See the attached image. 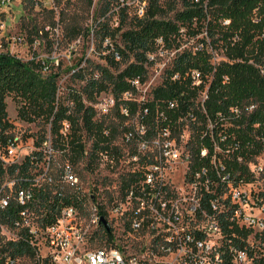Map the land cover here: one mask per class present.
<instances>
[{"label":"built area","instance_id":"built-area-1","mask_svg":"<svg viewBox=\"0 0 264 264\" xmlns=\"http://www.w3.org/2000/svg\"><path fill=\"white\" fill-rule=\"evenodd\" d=\"M49 1L55 8L58 2L72 0ZM21 3L0 0V40L6 22L13 21L12 7ZM129 3L135 4V15H144L147 0ZM179 37H185L183 28ZM180 38L178 45L168 46L162 36L156 37L153 50L146 53L145 79H128L135 90L124 91L118 99L126 121L121 142L111 153L101 152L96 161L117 164L107 200L102 187L97 192L84 187L77 172L86 161V145L77 166L64 159L54 167L52 155L45 158L40 150L41 156L31 158L28 177L14 174L0 180V264H264V151L246 162L251 179L237 178L222 160L233 151L228 135L222 130L214 133L209 123L203 135L212 152L202 147L199 156L208 158L207 163L192 166V113L179 115L171 128L164 110L156 111L151 121L149 109H139L152 98V89L142 96L137 91L159 57L170 52L158 63L162 76L157 86L180 78L179 72H167L183 51ZM201 47L197 43L189 50ZM216 60L212 56V62ZM46 69L44 65L43 72ZM188 74L193 84L200 83L199 71ZM200 95L203 100L206 91ZM107 103L116 105L111 93ZM167 106L175 107L176 100H168ZM255 106L250 103L246 109ZM70 132V121L62 120L59 136L66 140ZM48 141L46 137L42 144ZM20 148L11 127L0 128V164L5 170L23 162L27 154L22 156ZM232 229L247 234L232 233L235 241L228 233Z\"/></svg>","mask_w":264,"mask_h":264},{"label":"trees","instance_id":"trees-1","mask_svg":"<svg viewBox=\"0 0 264 264\" xmlns=\"http://www.w3.org/2000/svg\"><path fill=\"white\" fill-rule=\"evenodd\" d=\"M101 1L105 11L118 6L121 20L116 30L120 31L121 44H114L112 49L108 47L110 50L103 56L105 64H96L88 71L79 68L73 72L74 78L83 81L81 89L86 99L93 100L99 93L109 92L118 105L124 91L135 90L128 79L137 76L145 79L146 53L153 50L156 37L162 36L168 46L178 45L180 28L184 27L192 35L205 28L206 40L201 39L202 47L178 53L167 70L169 73L179 72L180 78L165 79L153 88L152 98L142 102L139 109L147 107L151 121H154L156 111L164 110L172 123L171 128L176 126L174 122L179 115L188 117L192 113L195 117V121L189 120L192 166L207 163L208 158L199 156L202 147L212 152L208 136L203 135L209 129V123L213 125L214 133L224 131L233 151L222 160L237 178L251 179L246 162L264 151V0H181L182 9L176 11L172 19L161 18L158 0H149L144 15L138 17L134 14L128 27H123L127 0ZM101 32L102 41L114 34L109 30ZM208 45L221 49V57L215 63ZM116 54L119 60L115 59ZM119 61L126 63L122 69ZM47 63V59L22 60L8 51L0 53V128L6 130L11 127L6 104V98L11 97L16 101L20 119L27 122L43 119L50 123L51 144L60 151L63 159L76 166L83 159L88 139L85 167L93 169L101 152L109 154L115 148V129L95 119L93 106L86 104L74 89L68 93L67 103L66 99L60 100L57 96L58 73L43 72ZM193 69L201 75L197 85L193 84L189 74L186 75ZM203 91H206V97L197 100ZM168 100H176V106L169 108ZM250 103L256 106L248 111L246 106ZM64 119L71 123V132L66 140L58 133L59 124ZM225 122L230 125H223ZM44 139L45 133L39 135L34 146H41ZM33 156H41V151L32 150L21 164L7 170L0 164V180L14 174L28 177ZM15 169H18L17 173H14ZM228 233L237 241V237L231 234H247V230L232 229Z\"/></svg>","mask_w":264,"mask_h":264},{"label":"rangeland","instance_id":"rangeland-1","mask_svg":"<svg viewBox=\"0 0 264 264\" xmlns=\"http://www.w3.org/2000/svg\"><path fill=\"white\" fill-rule=\"evenodd\" d=\"M36 1L35 4L22 0L21 6L12 7L13 21L6 22L0 47L22 60L47 59V69L44 72L58 73L57 96L59 99H66L67 103L68 93L73 89L78 92L86 104L93 105L96 111L95 119L115 129L114 144L119 145L126 127V121L119 112V105H108L109 92H101L93 100H87L81 89L83 81L73 76V72L79 68L88 71L96 64H105L103 56L114 47V44H121L120 31L116 30L121 20V15L117 10L118 6L105 11L101 0H72L65 3L58 2L54 8L51 7L49 0ZM158 2L162 10L159 16L164 19H172L175 12L182 9L181 0H158ZM134 9L135 4L129 3L123 27L130 25L131 18L135 14ZM183 29L185 37L180 38L181 50L193 49L194 45L201 43L202 38L206 40L205 28L195 35L189 34L184 27ZM102 30H109L114 34L102 41ZM208 49L214 58L221 57L220 48L208 45ZM168 56L170 52L164 57H159L157 62L148 67L146 83L138 89L137 96L149 94V91L161 82L162 71L158 63ZM125 64L119 61V68L122 69ZM200 99L199 94L197 100ZM6 104L7 118L12 125L11 135L19 137L21 155L24 156L35 149V139L45 133L50 141L47 145L42 144L37 147L36 150H42L45 158L51 154L55 161L54 167H58L64 159L60 156V151L52 147L48 124L43 119H36L33 122L20 119L17 115L16 101L11 97L6 98ZM223 125L229 126L230 124L225 122ZM89 143L90 141L86 139V147ZM113 156L115 158V152ZM84 165L85 163L77 168L83 186L94 192L102 187L105 194L104 200H107L111 196L108 188L118 174L117 164L110 166L100 160L93 165V169Z\"/></svg>","mask_w":264,"mask_h":264},{"label":"water","instance_id":"water-1","mask_svg":"<svg viewBox=\"0 0 264 264\" xmlns=\"http://www.w3.org/2000/svg\"><path fill=\"white\" fill-rule=\"evenodd\" d=\"M102 221L104 222V220L102 219Z\"/></svg>","mask_w":264,"mask_h":264}]
</instances>
